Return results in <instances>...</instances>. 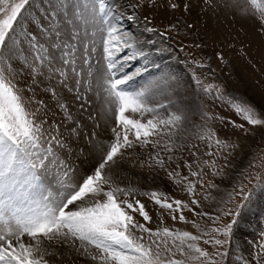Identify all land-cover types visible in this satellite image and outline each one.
<instances>
[{"label": "snow or ice", "instance_id": "1", "mask_svg": "<svg viewBox=\"0 0 264 264\" xmlns=\"http://www.w3.org/2000/svg\"><path fill=\"white\" fill-rule=\"evenodd\" d=\"M197 6L192 0H124L105 21L109 10L101 4V28L106 32L101 31L102 45L94 58L93 49L84 45L86 31L84 35L80 31L88 21L73 0H0V85L6 101L5 123L0 127V222L10 225L15 220L14 228L0 232V264H78L81 257L84 264H160L154 260L160 243H155L154 230L147 227L151 217L141 201L129 199L139 193L126 184L121 186L118 170L131 159L133 166L138 164L156 175L163 172L161 179L173 184L188 179L181 177L179 163L173 166L171 150L165 146L162 154L159 140L149 137L157 123H191L200 117L199 106L189 109L184 100L173 98L186 84L196 96L201 95L202 74L189 67L212 69L210 64L178 55L183 47H177L169 33L182 32L179 17L162 29L147 13L159 9L192 12ZM125 21L131 23L121 27ZM259 27L264 30V21ZM187 28L192 30L191 25ZM214 55L225 62L223 53ZM165 60L167 64L162 63ZM135 80L144 82L140 90L130 86ZM97 87L116 105L113 126L103 130L107 144L96 139L99 133L90 111ZM9 99L14 110L7 108ZM169 107L180 115L154 123L159 110L167 113ZM128 110L141 116L147 112L153 118L147 123L130 119L125 115ZM237 111L250 125L260 126L264 138V111L253 116L254 109L240 105ZM231 123L249 132L244 124ZM216 144L228 147L225 141ZM184 166L190 175H197L191 164L184 162ZM212 187L218 188L209 183ZM192 190L189 182L188 191ZM150 195L170 214L188 207L171 196H157L156 191ZM252 196L243 184L229 192L227 200L205 195V200L215 204V215L203 209L193 211L207 216L214 227L202 235H177L211 245V253L195 249L209 264H241L230 259L231 249L241 213ZM128 210L139 213L145 223L135 220ZM7 213L11 215L6 220ZM179 219L185 217L181 214ZM40 225L45 226L43 230ZM137 229L148 234L147 247L135 234ZM155 232L159 234L161 228ZM162 232L170 230L164 227ZM253 243L255 256L252 249L246 257L243 252L239 255L244 264H264V228ZM88 244L102 248L103 255L96 252L90 262ZM115 247L119 251L113 250L109 261V249ZM187 247L191 250L193 244ZM177 249L183 255L184 243ZM166 264L181 262L169 259Z\"/></svg>", "mask_w": 264, "mask_h": 264}, {"label": "rangeland", "instance_id": "2", "mask_svg": "<svg viewBox=\"0 0 264 264\" xmlns=\"http://www.w3.org/2000/svg\"><path fill=\"white\" fill-rule=\"evenodd\" d=\"M89 1L99 9L100 17L103 15L100 11L101 4L109 10L105 21L111 16L112 11L124 3V0H85V6L89 4ZM73 2L77 3V0ZM192 2L198 5L197 9H200L197 11V18L193 17L192 12L164 13L162 9H159L147 13L162 29L166 27L169 20L176 22L175 18L179 17L182 32L169 33L170 36L175 37L177 47H183V52L178 55L186 57L189 61L210 64L212 69V71H206L189 67V71L194 70L197 75L202 74L201 95L196 96L186 84L185 90L181 85L180 94L173 98L184 100L185 106L189 109L199 106L202 111L199 118L194 117L191 123L176 120L169 126L157 123L156 128L151 129L150 139L159 140L162 154L165 146L171 150L173 166L179 163L181 177L188 179L173 184L161 179L163 172L156 175L147 168H140L138 164L133 166L131 159L126 161L118 171L122 177L121 186L126 184L139 193L129 199L141 201L151 217L147 227L154 230L155 243H160L159 256H154V260L158 259L160 264H166L169 259L180 261L181 264H209V261L195 249L200 248L211 253L213 251L211 245L205 244L203 239L198 242L192 241L190 237L181 240L177 233L188 232L190 236L206 233L214 227L212 221L207 216L196 215L193 209L195 208L196 211L203 209L210 215H215V204L203 197L210 194L216 199L227 200L229 192L234 188L238 191L241 184L245 185L253 196L247 208L241 213L234 232L230 256V259L244 264L239 253L243 252V256L246 257L252 249L255 256L256 246L253 238L264 228V222H262L264 218V138L260 135V126L247 123L243 115L237 111V105L254 109L251 113L253 116H259L260 111H264V30L259 27V23L264 21V0H192ZM238 4H241L240 6L244 9L242 16L236 12L238 6L235 5ZM222 10H224L223 16L227 15L224 20L221 18ZM211 15L217 20L211 21L209 25L205 24L208 17L213 18ZM128 23L131 22H122L121 27H125ZM187 25L192 26L191 31L188 30ZM213 26L222 29L218 41L213 40L216 37L208 30ZM132 27L139 30L135 24ZM104 29L106 32V28ZM116 38H119L118 34ZM217 52L224 54L225 62L215 57L214 53ZM162 63L167 64L168 61L165 60ZM0 67L3 66L0 65ZM5 76L7 77V73ZM143 83V81L130 82V86L139 90ZM7 108L14 110V104L10 99L7 101ZM5 111L4 88L0 85V127H3L5 123L3 119ZM149 114L146 112L143 114L146 121L148 118H153ZM170 115L175 117L180 113L172 107L168 108L167 113L159 110L154 123L158 120H166ZM231 122L244 124L249 132L245 133L234 128ZM217 140L227 142L228 147L217 146ZM206 161L208 163H205ZM184 162L191 164L192 172L197 175H190ZM84 166L87 167V165ZM140 175L143 180L139 178ZM189 182L193 187L191 192L188 191ZM209 183L218 188H209ZM152 191H156L157 196H171L173 201L178 199L188 207L182 211L176 209L170 214L166 207L154 202L150 195ZM193 200H199L200 203L193 205ZM128 211L135 216V220L141 224L145 223L139 213ZM181 214L185 217L183 221L179 219ZM157 227L161 228L159 234L155 232ZM164 227L169 228L168 234L162 232ZM135 234L147 247L148 234H141L139 229ZM182 242L184 243L183 255L177 249V245ZM155 243L152 245L153 252L156 250ZM188 243L193 244L191 250L187 247ZM87 248L90 255L93 250L103 255V249L97 248L94 244H88ZM113 250L119 251V248L109 249V261L112 260Z\"/></svg>", "mask_w": 264, "mask_h": 264}, {"label": "bare ground", "instance_id": "3", "mask_svg": "<svg viewBox=\"0 0 264 264\" xmlns=\"http://www.w3.org/2000/svg\"><path fill=\"white\" fill-rule=\"evenodd\" d=\"M75 4L80 6V9L82 10L85 19L88 21V23L86 25L82 23L80 31H81V35H84L85 31L87 32V35L84 38V45L86 47L93 49V56L95 58L97 49H99L102 45L103 37L101 36V31L102 30L105 31V29L101 28L99 9L97 7H94L93 6L94 4L91 1H89V4L87 6H85V0H77V3H75ZM240 5L241 4L235 5V6H238L236 8L237 9L236 12H239L240 15L242 16V15H244V9ZM198 10H200V9L195 8L192 11V15L194 18L198 17V15H197ZM223 12H224V10H222L221 18L224 20V17L226 14H224V16H223ZM93 16L96 17L95 21H93V19H92ZM211 17H213V16L211 15ZM216 20H217V18H215V17H213V18L208 17L207 21L205 20L206 21L205 24L208 23V25H209V23L211 21L214 22ZM226 22L228 23V21H226ZM201 23H202V21H201ZM208 30L210 32H212V34L216 37V39H213V40L218 41L219 40L218 38L220 37V33H221L222 29H220V28L218 29L217 26H213V27L208 28ZM90 33H91V35H90ZM86 43L88 45H86ZM29 59H30V57H29ZM78 71H80L79 68H78ZM133 82H139V80H135ZM92 95H93V100H94V106L90 109V111H92L93 117L95 118V123H96L95 131L97 133H99V135L96 137V139L102 140L105 144H107L108 141L105 138L106 133L103 130L107 127L113 126V113L115 111L116 105L109 102V98L104 93L103 88L97 87V90ZM147 114H149V113H147ZM125 115L128 116V118H130V119H140L143 123H147L144 115L141 116L138 113H132L130 110L126 111ZM149 115H151V114H149ZM90 123H91V121H90ZM151 133H152V130H151ZM129 138L130 139L133 138L131 134H130ZM149 139H150V137H149ZM85 165H87V164L85 163ZM139 178L141 180H143V177L141 175L139 176ZM10 215H11V213L6 214V220L8 219V217H10ZM8 227H13V228L15 227V220L14 219L11 220L10 225L3 223V222H0V232L6 231L8 229ZM43 227H45V226L42 225L39 228H43ZM96 252H97L96 250H93L91 252V255H94ZM91 255L87 258L90 262H91ZM84 259H85L84 257H81L78 264H84Z\"/></svg>", "mask_w": 264, "mask_h": 264}]
</instances>
